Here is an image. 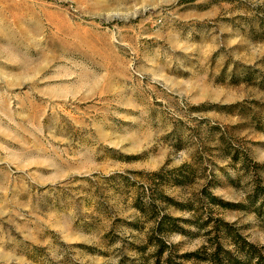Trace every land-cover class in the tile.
<instances>
[{"label":"rangeland","instance_id":"rangeland-1","mask_svg":"<svg viewBox=\"0 0 264 264\" xmlns=\"http://www.w3.org/2000/svg\"><path fill=\"white\" fill-rule=\"evenodd\" d=\"M255 252L264 0H0V264H264Z\"/></svg>","mask_w":264,"mask_h":264},{"label":"trees","instance_id":"trees-1","mask_svg":"<svg viewBox=\"0 0 264 264\" xmlns=\"http://www.w3.org/2000/svg\"><path fill=\"white\" fill-rule=\"evenodd\" d=\"M175 183L176 184H186L187 182H189L190 180V170H180L179 173L176 175L175 177ZM209 196V199L212 201V202H215L216 198L212 195H208ZM176 206L179 208V209H183V208H187L189 210L192 209V207H187L188 205H186V203H177ZM190 206V205H189ZM177 220L176 217H173V216H170V215H163L160 217V219L158 220H155V223H156V229L159 233L162 232L163 228H166L165 230L167 231H171V230H174V222ZM209 220L208 219H204L201 221V223H198V227H202V228H206L208 225H209ZM169 224V225H167ZM164 230V231H165ZM183 230V229H182ZM182 230H180V232H183ZM240 236V235H238ZM236 246L237 247V251L241 253V251L243 250L242 246H241V242L240 241H236L235 242ZM221 244L218 242V246H220ZM249 246H253L251 243H249ZM203 249H206V246L203 245L202 246ZM202 249V250H203ZM221 250V249H220ZM219 251V248H215V250L213 251V253L211 255H215L217 256L220 252ZM165 252V249H164V242L159 239L158 240V244L156 245V248H155V256H156V260H159L163 254ZM198 253V251H194V252H190V253H184L182 254V257L183 258H188L190 259L191 256L193 255H196ZM254 256L258 259H261V258H264V255H262L260 252H255L254 253ZM202 259L201 260H205L204 258L205 257H201ZM170 259H171V255L168 254L165 258L166 262L169 263L170 262ZM207 260V259H206ZM232 260V259H231ZM211 262H213V260H211ZM215 262H220L219 259L215 260ZM182 264V263H180Z\"/></svg>","mask_w":264,"mask_h":264}]
</instances>
